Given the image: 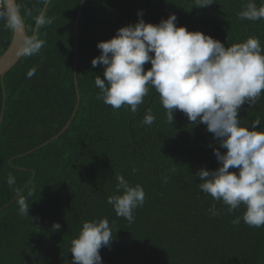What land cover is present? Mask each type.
<instances>
[{
  "label": "trees",
  "instance_id": "obj_1",
  "mask_svg": "<svg viewBox=\"0 0 264 264\" xmlns=\"http://www.w3.org/2000/svg\"><path fill=\"white\" fill-rule=\"evenodd\" d=\"M81 1L50 0L44 13L53 23L35 34L44 47L0 79V264H71V241L83 223L105 218L114 240L100 250L103 264H264V226L249 227L244 205L228 213L199 188L196 173L220 166L213 154L218 142L206 125H193L178 110L170 123L154 89L136 113L127 105L114 110L97 99L95 76L103 79L104 68L91 64L101 54L97 44L136 24L138 12L153 25L175 14L177 27L225 47L249 37L264 47V19H240L248 0H214L205 8L195 0H85L76 24ZM15 2L31 36L45 0ZM11 37L0 19V56ZM149 109L156 117L151 126L143 122ZM239 118L241 126L259 119L256 130L264 131V92L253 107L241 106ZM117 176L146 194L132 223L107 203L120 194ZM16 189L29 216L18 212ZM213 205L219 215H211Z\"/></svg>",
  "mask_w": 264,
  "mask_h": 264
},
{
  "label": "clouds",
  "instance_id": "obj_2",
  "mask_svg": "<svg viewBox=\"0 0 264 264\" xmlns=\"http://www.w3.org/2000/svg\"><path fill=\"white\" fill-rule=\"evenodd\" d=\"M46 2V0H45ZM214 0H195L197 8L214 4ZM138 22L117 30L113 38L99 42L101 54L91 61L95 68L103 66V79L95 76L99 89L97 99L114 110L127 105L136 113L144 97L154 89L166 110V117L174 123V113L185 114L193 124L206 125L213 134L218 148L213 154L220 165L216 170L201 168L200 190L216 201H222L228 213L244 205L243 221L249 227L264 226V131H257L260 120L250 126H241L239 109L247 103L253 107L264 92V47L258 37L227 46L199 31L190 32L177 27L175 14L158 24L145 23L142 12ZM240 19L257 21L264 19V5L257 7L255 0H248L238 13ZM0 19L15 31L21 19L7 10L0 0ZM53 18L41 12L35 17L38 28L50 25ZM45 41L36 35L26 36L18 53L25 57L40 53ZM151 68L145 70V64ZM37 69L27 73L31 78ZM156 117L149 109L144 124L151 126ZM220 149L226 150L221 152ZM236 169L237 171H229ZM133 171H136L135 169ZM116 192L107 198L117 216L134 222V210L143 206L145 191L139 184L131 186L123 176H117ZM166 182V181H165ZM9 186L15 185V177L9 176ZM18 212L29 216L30 206L16 189ZM211 215H219L215 205ZM240 218L233 224H239ZM54 223L52 229L60 230ZM114 240L109 221L105 219L86 221L77 238L71 241V264H103L100 250Z\"/></svg>",
  "mask_w": 264,
  "mask_h": 264
},
{
  "label": "water",
  "instance_id": "obj_3",
  "mask_svg": "<svg viewBox=\"0 0 264 264\" xmlns=\"http://www.w3.org/2000/svg\"><path fill=\"white\" fill-rule=\"evenodd\" d=\"M49 1L50 0H46L41 12H45ZM84 2H85V0H82L80 5H79L78 11H77L76 24H78V19H79L81 9L83 7ZM4 3L6 4L7 10L9 12H14L21 19V24L17 29H15V31H12L11 41H10L7 49L0 56V79H2L4 74L6 72H8L18 62V60L20 58L23 57V55H20L18 53V49H19V46L23 43L24 38L27 36L22 17H21V14L17 8L15 0H4ZM37 28L38 27L35 24L32 35L36 34ZM76 35H77V27L75 28V43H76ZM74 80L76 83V79H74ZM75 86H76V84H75ZM76 88H77V86H76ZM76 93H78L77 90H76ZM75 110H76V108H75ZM75 110L73 111V114H72L69 122L67 123V125L72 120L74 113H75ZM66 126L62 129V131L60 133H62L66 129Z\"/></svg>",
  "mask_w": 264,
  "mask_h": 264
}]
</instances>
